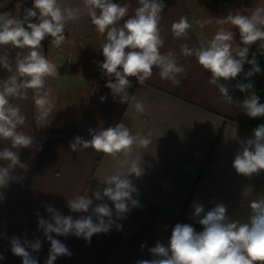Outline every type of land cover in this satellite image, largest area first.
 Here are the masks:
<instances>
[{
	"label": "crops",
	"instance_id": "obj_1",
	"mask_svg": "<svg viewBox=\"0 0 264 264\" xmlns=\"http://www.w3.org/2000/svg\"><path fill=\"white\" fill-rule=\"evenodd\" d=\"M61 2L80 8L81 18L69 24L68 34L79 40H91L96 30L86 15L82 0ZM114 2L129 4L130 14L138 6L137 0ZM163 2L166 7L162 13L161 29L165 44L161 51L174 50L179 63L187 70V77L178 86L162 80L155 68L152 77L143 85L136 78L129 77L132 83L129 95L143 102V114L135 111L132 101L121 103L119 97L114 98L106 87L108 77L99 67L104 59L102 53L95 76L87 85L83 105L74 118L59 121L58 116L49 115L45 120L39 119L32 90L28 91L27 99H13L12 102L18 104L27 117L22 130L32 135L36 144L31 149L19 150L21 162L28 165V170L16 169L14 175L23 176V180L10 182L7 188L0 189L4 197L0 200V254L5 257L0 264H22V258L11 251L13 236L29 241L39 238L41 250L31 254L37 258L38 264H45L51 245L43 231H38V216L50 219L46 206L51 205L62 215H72L74 219L90 214L72 213L67 200L74 194H84L88 188L102 191L103 178L111 174L116 162L91 148L70 149L69 143L75 137L92 138L89 129L98 131L101 127L106 129L124 122L134 134L154 133L155 138L147 149L138 148L132 153L133 157L141 156V166L145 169L142 177H130L138 192L132 194L133 199L138 200V206L131 207L122 219L114 215L115 223L109 232L94 234L90 243L74 235L52 234L72 253L70 257H58L54 264H136L138 260L152 259L149 249L157 242L167 246L175 224L187 223L197 232L203 230L198 223L200 217H193L194 204H202L205 212L223 204L232 220L243 223L249 218L250 202L264 197V170L246 177L238 174L232 166L239 148L238 140L251 138L253 130L264 124V117H248L241 108L224 103L218 89L208 83L210 73L202 69L194 56L185 57L180 53L181 44L196 47L201 40H210L216 31L215 23L201 29L195 24L196 19L220 18L237 11L250 14L257 6H264V0ZM18 3L21 0H0V13L18 15ZM181 16H187L193 23L185 39H177L171 32L172 22ZM232 30L235 33L233 49L244 47L238 29L233 27ZM259 43L248 46V59L256 53L261 72L247 78L245 73L251 65L246 63L243 72L227 82L234 100L242 101L255 91L260 103H264V53ZM56 52L59 57L54 63L58 67V76L51 83L55 92L61 89L58 79L63 78L65 68L60 50L56 49ZM8 75L0 68V79ZM237 83H252L254 88L241 92L235 88ZM102 96L106 97L103 102ZM250 119L255 124L252 125ZM8 143L0 141V149ZM3 163L0 161V165ZM88 195L93 198L92 207L101 203L95 201L92 191ZM103 202L114 211L111 201L105 199ZM142 244L146 245L143 249Z\"/></svg>",
	"mask_w": 264,
	"mask_h": 264
},
{
	"label": "clouds",
	"instance_id": "obj_2",
	"mask_svg": "<svg viewBox=\"0 0 264 264\" xmlns=\"http://www.w3.org/2000/svg\"><path fill=\"white\" fill-rule=\"evenodd\" d=\"M137 3L130 14L127 3L82 0L91 24L104 37V42L99 45L104 60L99 67L108 77L106 87L114 98L119 97L121 103L132 101L135 111L143 114V102L129 95L128 89L132 87L129 77L136 78L143 85L152 77L155 68L162 80L178 86L187 77V70L179 63L174 50L161 51L165 44L161 29L162 13L166 7L163 0H137ZM16 7L19 9L22 4L18 3ZM80 18L79 7L61 0H32V6L24 8L22 18L9 12L0 13V68L9 73L0 79V141L9 142L0 149V161L4 162L0 165V189L7 188L10 182L23 180V176L14 175L16 169L28 170V165L21 162L19 150L31 149L36 144L34 137L22 130L27 117L12 101L27 99L28 91L32 90L38 118L45 120L53 114L57 98L48 81L50 77L58 76V67L45 56L41 42L51 37L50 45L62 50L68 42L65 31L69 24L78 22ZM213 23L216 31L210 40H201L192 48L181 44L180 53L185 57L194 56L202 69L210 73L208 83L218 89L224 103L241 108L248 117H264V103H260L255 91L242 101L234 100L227 83L243 72L246 63L251 65L245 73L247 78L261 72L256 53L248 59V46L259 41V48L264 53V6H257L250 14L237 11L229 12L225 17L195 20L201 29ZM225 25L232 27L226 28ZM233 27L238 29L244 45L237 46L235 50ZM192 28L193 23L187 16H181L171 24L172 35L177 39L187 38ZM235 88L247 92L254 85L237 83ZM100 99L103 102L106 97ZM89 132L90 140L77 136L69 143L70 149L91 148L111 157L116 164L111 174L103 178L102 191L88 188L84 194H74L67 200L72 213L90 212L89 215L74 219L72 215H62L48 205L46 212L50 219L38 216V231H43L51 245L45 264H54L58 257L72 255L70 249L52 234L74 235L90 243L94 234L109 232L115 223L114 215L122 219L131 207L138 206V200L132 196L138 192L130 177H142L145 169L141 166V156L133 157L132 153L138 148L147 149L155 138L154 133L134 134L124 122L106 129L101 127L98 131L89 129ZM238 142L233 168L246 177L259 174L264 170V124L253 130L251 138L239 139ZM89 191H92L95 201L101 202L95 207H92L93 198L89 197ZM3 198L0 192V200ZM105 199L112 202L114 211L103 202ZM249 207V218L242 223L232 220L223 204H217L206 212L202 204H194L193 217H200L198 223L203 230L197 232L187 223L175 224L167 246L157 242L149 249L152 259L138 260L136 264H264V197L251 201ZM10 244L12 253L22 258V264H38L31 253L41 250L39 238L29 241L13 236ZM144 247L146 245L142 244L141 248ZM4 259L0 254V260Z\"/></svg>",
	"mask_w": 264,
	"mask_h": 264
},
{
	"label": "rangeland",
	"instance_id": "obj_3",
	"mask_svg": "<svg viewBox=\"0 0 264 264\" xmlns=\"http://www.w3.org/2000/svg\"><path fill=\"white\" fill-rule=\"evenodd\" d=\"M66 37H68V42L63 45L59 53L65 59L63 78L58 79L61 89L56 90L57 92L54 89L53 93L57 102L52 116H58L59 121L70 120L79 113L86 97L87 85L95 76L102 53L99 45L104 42L103 36L97 32L89 41L79 40L71 34ZM46 56L53 62L59 57L56 48L50 43ZM53 78L50 77L48 81L51 87Z\"/></svg>",
	"mask_w": 264,
	"mask_h": 264
},
{
	"label": "water",
	"instance_id": "obj_4",
	"mask_svg": "<svg viewBox=\"0 0 264 264\" xmlns=\"http://www.w3.org/2000/svg\"><path fill=\"white\" fill-rule=\"evenodd\" d=\"M20 4H22V7H20L18 10V16L22 18L24 14V8H30L32 6V0H21ZM65 35H68V29L65 31ZM50 41H51V37H46L45 40L41 42L42 50L45 56H46L48 44L50 43Z\"/></svg>",
	"mask_w": 264,
	"mask_h": 264
},
{
	"label": "trees",
	"instance_id": "obj_5",
	"mask_svg": "<svg viewBox=\"0 0 264 264\" xmlns=\"http://www.w3.org/2000/svg\"><path fill=\"white\" fill-rule=\"evenodd\" d=\"M103 60H104V59H103ZM103 60H102V62H103ZM249 122H250L252 125H253V124H255V123H254V121H253V120H251V119H250V121H249ZM256 124H257V123H256ZM257 125H259V124H257Z\"/></svg>",
	"mask_w": 264,
	"mask_h": 264
}]
</instances>
